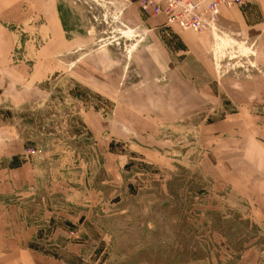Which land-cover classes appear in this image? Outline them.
I'll return each mask as SVG.
<instances>
[{"label":"rangeland","instance_id":"374dc122","mask_svg":"<svg viewBox=\"0 0 264 264\" xmlns=\"http://www.w3.org/2000/svg\"><path fill=\"white\" fill-rule=\"evenodd\" d=\"M54 1L0 0V141L15 148L0 183L17 182L0 189V220L23 251L62 264H264V33H209L206 74L191 78L209 104L190 108L167 100L166 75L135 71L149 41L125 13L154 17L138 3L59 0L88 40L56 52ZM102 47L117 66L95 90L78 64ZM22 65L17 79L4 72Z\"/></svg>","mask_w":264,"mask_h":264},{"label":"crops","instance_id":"0c3cea01","mask_svg":"<svg viewBox=\"0 0 264 264\" xmlns=\"http://www.w3.org/2000/svg\"><path fill=\"white\" fill-rule=\"evenodd\" d=\"M58 1L59 0H55L49 9V15L54 17L50 22V27L55 29L57 38L55 51L57 52L63 44H66L68 45L67 52H69L88 39L85 36L86 30L84 29V33L82 34L80 31L81 28L74 25L75 15H73L70 6L65 4L61 6V3ZM246 1L254 3V5L247 10H245L246 5L238 8L222 7L219 18L221 29L226 30L233 36L241 38L260 34V32L264 33V0H244V2ZM136 8L138 9L137 6H134L131 11L128 10L125 13L126 20L131 24L136 21V26H141L142 35L149 41L147 46H142L134 52V68L137 74L141 76L142 80H151L166 75L168 78L167 86H164L166 89L161 90L169 92L167 96L169 102H173L179 97V100L183 101V104L190 108L208 105L209 97H206L205 101L202 99V94L197 90V86L191 81V78L195 73L206 74L205 54L209 45V33L197 34L192 31L181 32L177 27L167 29L165 27L166 20L163 16H157L155 18L149 17L143 15L140 11L138 12ZM254 9L257 14V19L253 17L252 11ZM70 12L72 14H70ZM70 22H72V24H70ZM165 42L172 45V51H175V53L170 50L169 44L168 47ZM59 43L62 45L59 46ZM177 43L178 49H176ZM93 53V60L89 59L88 61L83 60L79 62V69H82V75L79 76V79L95 90H104L108 88L104 87V83L111 82L108 75H114L111 70L117 66L116 60L113 54L111 55L110 50L105 47L96 49ZM61 55L62 54H57L51 57L58 59ZM39 58L40 57H38V60ZM5 59L6 56L0 58V62L2 63ZM190 62L193 64H189ZM30 67V64L26 66L31 73L34 71L33 68L36 67V64L32 65V68ZM22 70L23 65L10 67L8 70L6 68L4 72H7L13 78L14 76L16 77V73ZM114 72H119V70ZM38 73L39 75L45 74L44 72ZM3 74V71L0 70V77ZM123 74L125 75L124 71L122 72L121 80L125 78ZM92 77H94L101 86L90 83L89 81ZM117 80L115 82H117ZM12 86L15 85L8 84L9 89ZM200 89L202 91V88ZM10 90L12 91L14 88ZM12 150L14 151L15 148L11 147V143L7 145L5 141H0V157L13 156ZM237 163L239 164V162ZM17 170L20 171L21 169L19 168ZM16 175L17 172L15 176ZM10 177L12 178L0 183V189L5 186L10 187L17 184L13 177V173ZM11 227V224L9 226H4L0 220V264H62L57 260L44 258L31 252L23 251L21 247L22 243H19V234L15 229L12 230Z\"/></svg>","mask_w":264,"mask_h":264},{"label":"built area","instance_id":"2783aa9c","mask_svg":"<svg viewBox=\"0 0 264 264\" xmlns=\"http://www.w3.org/2000/svg\"><path fill=\"white\" fill-rule=\"evenodd\" d=\"M148 15L164 16L166 27L197 34L212 33L214 40L223 43L219 25L222 7L233 8L246 5L244 0H134Z\"/></svg>","mask_w":264,"mask_h":264}]
</instances>
